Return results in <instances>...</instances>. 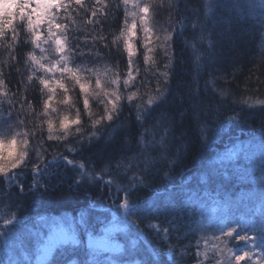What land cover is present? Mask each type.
<instances>
[{
    "label": "trees",
    "instance_id": "16d2710c",
    "mask_svg": "<svg viewBox=\"0 0 264 264\" xmlns=\"http://www.w3.org/2000/svg\"><path fill=\"white\" fill-rule=\"evenodd\" d=\"M147 2L153 51L148 52L137 20L133 59L138 71L135 87L128 85L140 97L124 99L112 121L93 128L78 87L68 82L74 107L61 104L58 91L52 102L58 111L52 117L74 116L80 109L82 125L79 133L71 127L63 140H48L47 125L41 123L46 96L28 79L34 71L43 75L29 53L52 60L54 45L42 41L46 51L41 53L27 35L13 43L10 29L0 38V79L5 82L0 87V134L29 133L31 150L25 165L14 170L15 181L6 184L0 176L1 248L6 240L15 252L28 251L33 244L26 234L36 240L54 217L70 219L79 242L59 245L44 264H212L215 250L210 246L226 227L221 223L225 210L227 223L264 212V0ZM7 5L10 11H0V22L15 13V4ZM125 11L135 9L121 7L108 18L106 42L119 35ZM65 16L61 11L73 44L92 53L83 60L76 56L73 66L94 68L104 74L107 90L118 87L126 96L124 86L111 84L115 75L123 80L128 71L122 43L93 47L89 34L95 33L82 22L83 13ZM98 50L107 58L96 61ZM146 53L151 61H144ZM165 71L169 79L159 75ZM157 85L164 95L147 105L150 94L156 98ZM91 110L101 113L103 105L93 99ZM90 133L95 135L88 139ZM129 184L136 187L130 208L117 191ZM148 204L153 207L147 209ZM12 220L20 224L4 226ZM87 232L106 234L122 249L88 246ZM228 246L236 254L248 250L244 241Z\"/></svg>",
    "mask_w": 264,
    "mask_h": 264
},
{
    "label": "snow or ice",
    "instance_id": "6c2138e0",
    "mask_svg": "<svg viewBox=\"0 0 264 264\" xmlns=\"http://www.w3.org/2000/svg\"><path fill=\"white\" fill-rule=\"evenodd\" d=\"M16 10L13 16H7L3 22H0V38L8 35V30H11V41L13 43L21 39L22 35L30 36V43L34 44L36 48L44 53L46 49L41 48V42L50 43L54 45V52L56 58L48 60L46 56L41 55L39 58L29 53V56L43 75H37L35 71L33 75L28 77L36 83L37 89L43 93L46 98L42 102L43 116L46 119L42 120V124L47 125L48 140H63L68 135L71 127H75L76 131L81 132L82 113L80 109H76L75 115L64 114L57 119L52 117V113L58 110L52 106L54 97L58 91L62 93L61 104L74 107L69 96L70 89L68 82H71L74 87H78L79 96L82 98L83 110L91 121L93 128L99 127L105 122L112 121L124 99L132 101L140 97L139 91H129L125 96L120 92L118 87H114L109 91L104 86V74L100 73L94 68H89L86 64H75V57L79 56L83 60L86 56L92 53L81 50L79 44H73L75 37L72 35L69 23H62L60 19V12L63 11L66 16L65 19H71L74 14L83 13L82 22L86 27L90 26L94 35L91 33L93 47L97 43H103L104 48L111 47L112 43L121 42L123 45V52L127 55L128 71L126 77L121 80L119 75H115L111 80L113 86L132 85L135 87L136 76L134 75L138 69L135 67L134 57L137 54L134 38L137 36L136 21H140V27L145 33V42L148 52L151 53L153 48L151 46V37L153 29L149 26L150 13L152 7L147 0H119V3L112 5L110 0H13ZM75 5V8H73ZM131 5L135 11L124 12V26L117 27L119 35H114L111 41L106 42L104 32L105 24L108 18L113 15V12L118 15L121 7L127 9ZM131 17V21L127 19ZM19 22V23H18ZM19 28V31H18ZM167 40L168 37H165ZM87 43V38L85 39ZM107 58V54L102 50L95 52V60L100 61ZM144 61H151L152 57L145 54ZM168 67L167 65L165 66ZM163 79H169L167 71L160 73ZM38 82V83H37ZM5 82L0 79V87L4 86ZM163 90L157 85L155 92V99L150 94L146 100L147 105H153L163 97ZM95 99L99 104L103 105L101 113H93L91 110V101ZM140 114L138 115V117ZM54 131H59L60 136H54ZM29 134V133H27ZM95 133H90V136ZM81 140H84L81 135ZM9 145L15 143L14 140L8 141ZM12 148V147H11ZM70 151L75 152L76 148L73 145H66ZM19 157V158H18ZM26 157L24 153L16 152L13 155L9 151L3 160H0V174L14 172V170L24 166ZM83 167V165H81ZM117 191L122 193V200L124 205L130 208L131 194L136 191L133 184H129L127 188L123 186L117 187ZM152 204L147 205V209H151ZM227 212L225 210L224 219L221 223L226 224V227L219 230L220 235L215 236L217 243L211 244V250H215L212 257V264H264V212L259 216L253 214L247 218H241L234 223H227ZM241 233H244L241 235ZM233 240L244 241L248 250H243L240 254H236L233 248L229 247V243ZM205 248H208V242L205 241ZM196 248L199 250L200 242H196ZM199 251L195 255L199 256ZM207 255V253H205ZM196 264H206L204 261H197Z\"/></svg>",
    "mask_w": 264,
    "mask_h": 264
},
{
    "label": "rangeland",
    "instance_id": "374dc122",
    "mask_svg": "<svg viewBox=\"0 0 264 264\" xmlns=\"http://www.w3.org/2000/svg\"><path fill=\"white\" fill-rule=\"evenodd\" d=\"M8 3L11 4L13 8V5L15 4L13 3V0H0V11H4L3 6ZM125 88L124 92H129L128 86ZM4 143L6 144V142ZM0 144L3 143L0 141ZM16 147L17 146L14 143L10 150L5 149L4 154L7 155L9 151H12L13 155H15L16 152H18ZM4 158L5 156L0 155V160H3ZM15 173L16 171L2 173L0 176L4 178L6 184H9L10 181L13 182V176H15ZM51 220H48L47 223L44 224L45 229L41 230L39 235L35 237L36 240L29 237L30 234H26L27 239H31L33 244L32 248H29L28 251H25V249L22 248L20 252H15V249L8 248L6 240L2 242L4 243V246L2 248L0 247V249L5 251L2 254L0 253V264H44L46 261H48L54 250L59 245L61 246L69 243L78 244L79 236L76 235L70 219L61 221L52 217ZM11 223L14 226H18L20 224V220H12L5 223L4 226L10 225ZM85 241L86 245L88 246L108 252H118L122 249L121 243L118 240H113V238L106 234L95 235L87 232L85 234Z\"/></svg>",
    "mask_w": 264,
    "mask_h": 264
},
{
    "label": "clouds",
    "instance_id": "9594fccd",
    "mask_svg": "<svg viewBox=\"0 0 264 264\" xmlns=\"http://www.w3.org/2000/svg\"><path fill=\"white\" fill-rule=\"evenodd\" d=\"M10 5H4V11L9 12L10 11ZM14 140L15 143L18 145V153H24L26 160L30 154V139L29 134L25 132H15L11 131L8 134H0V141H7L6 144H0V155L5 156L4 152L5 149H11V145H9L8 141ZM19 158V157H18Z\"/></svg>",
    "mask_w": 264,
    "mask_h": 264
}]
</instances>
